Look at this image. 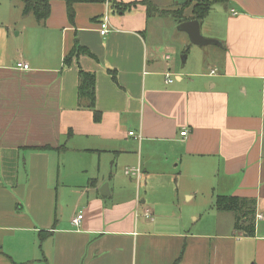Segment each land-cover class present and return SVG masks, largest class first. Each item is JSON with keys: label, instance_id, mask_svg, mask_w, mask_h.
Segmentation results:
<instances>
[{"label": "crops", "instance_id": "0c3cea01", "mask_svg": "<svg viewBox=\"0 0 264 264\" xmlns=\"http://www.w3.org/2000/svg\"><path fill=\"white\" fill-rule=\"evenodd\" d=\"M142 1L75 3L71 21L52 0L42 24L0 3V264H264V0L213 4L199 27L219 43L190 69L147 37L197 0Z\"/></svg>", "mask_w": 264, "mask_h": 264}, {"label": "trees", "instance_id": "16d2710c", "mask_svg": "<svg viewBox=\"0 0 264 264\" xmlns=\"http://www.w3.org/2000/svg\"><path fill=\"white\" fill-rule=\"evenodd\" d=\"M22 5V14H31L37 22H44L51 11L52 0H16ZM66 4V12L69 20H73L74 17V4L75 3H105L107 0H63ZM227 0H197L192 8V17L184 18L182 16V10L185 7H181L178 10L171 11L173 17L176 18L177 22H182L187 19H196L199 22L207 16L211 6L215 3H224ZM191 3L190 0L184 2V6H188ZM141 4L146 6L147 15H154L157 13V8L150 2V0H143ZM132 4H123L119 2H113V8L117 11L123 12L126 8H129ZM84 49L77 44L71 49L69 54L64 58L65 63H70L73 57H77L78 54L83 52ZM78 97H87L91 100V106L93 107L94 102V76L88 72H79V84H78ZM100 118L98 111L94 110V119L97 121ZM235 197H221L217 199L216 207L218 209H231L236 206ZM247 234L252 235L253 230H249Z\"/></svg>", "mask_w": 264, "mask_h": 264}, {"label": "rangeland", "instance_id": "374dc122", "mask_svg": "<svg viewBox=\"0 0 264 264\" xmlns=\"http://www.w3.org/2000/svg\"><path fill=\"white\" fill-rule=\"evenodd\" d=\"M16 4L20 5L21 3L19 1L14 0ZM3 2V0H0V3ZM3 13H0V16L2 17ZM182 16L184 18H190L192 17V13L185 11L184 9L182 10ZM33 17V16H30ZM176 20L175 17H169L167 14L165 15H154V18H152L151 21V34L150 36L147 37V44L149 47H154V45H158L159 43L166 44L167 50L164 52H167L168 54L171 55L172 61L176 62V65L178 66H183L184 68L190 69L194 68L195 65L192 64L193 57H194V52L198 53L201 55V57L204 59V63L207 64L209 62L208 56L210 55V51L208 50L209 47H212L210 45H202L201 47L195 46V44L191 43L190 41H186L187 45H183V38H181V35H183L184 32L181 30L177 29V25L173 24L174 19ZM36 21V20H34ZM177 21V20H176ZM37 22V21H36ZM42 24V22H40ZM39 23V24H40ZM203 35V34H202ZM25 37V39H23ZM185 37V36H184ZM25 40L21 46L23 50L27 52L26 49V43H30L33 45V41H28V31L25 30L23 32V36L20 40ZM186 39V37H185ZM25 48V49H24ZM160 48V47H159ZM33 50V48H32ZM162 51L163 49H158V51ZM186 51V53H184ZM204 66V65H203ZM204 221V220H203ZM203 221H201L198 225V227L202 226ZM193 222V220H192ZM206 222V221H205ZM207 223V222H206ZM32 264V263H30Z\"/></svg>", "mask_w": 264, "mask_h": 264}, {"label": "water", "instance_id": "95a60500", "mask_svg": "<svg viewBox=\"0 0 264 264\" xmlns=\"http://www.w3.org/2000/svg\"><path fill=\"white\" fill-rule=\"evenodd\" d=\"M177 29L186 32L188 34L190 42L193 44L207 45V44H218L219 43L217 40L204 37L200 33L199 21L196 19L185 20V21L178 23Z\"/></svg>", "mask_w": 264, "mask_h": 264}, {"label": "built area", "instance_id": "2783aa9c", "mask_svg": "<svg viewBox=\"0 0 264 264\" xmlns=\"http://www.w3.org/2000/svg\"><path fill=\"white\" fill-rule=\"evenodd\" d=\"M99 32L101 35H105L108 33L109 31V21H108V17L107 15L103 16L102 20L100 21L99 23ZM16 66L18 68H21V69H24V70H27L29 69V65L27 63H24V62H17L16 63ZM170 81V80H169ZM132 134V132L130 133ZM181 135L185 136L187 134V131L186 130H183L180 132ZM144 215L145 217H150L151 216V213L150 211L146 210L144 212ZM82 218V214L79 213L78 215H76L73 219H72V223L76 226L79 225V222H80V219Z\"/></svg>", "mask_w": 264, "mask_h": 264}]
</instances>
